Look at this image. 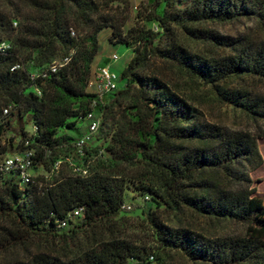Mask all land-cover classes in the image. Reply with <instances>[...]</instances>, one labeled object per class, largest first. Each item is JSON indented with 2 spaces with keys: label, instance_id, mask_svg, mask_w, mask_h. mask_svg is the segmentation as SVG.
<instances>
[{
  "label": "trees",
  "instance_id": "1",
  "mask_svg": "<svg viewBox=\"0 0 264 264\" xmlns=\"http://www.w3.org/2000/svg\"><path fill=\"white\" fill-rule=\"evenodd\" d=\"M1 1L0 42L11 48L0 54V165L7 153L32 151L31 171L47 176L23 184L0 168V256L33 244L57 255L0 264H164L160 255L168 253L192 264H264V197L251 177L264 164L262 131L234 133L207 123L161 68L211 88L221 105L264 123V95L238 85L246 79L264 85V37L201 28L253 19L264 33V0H144L136 15L128 0ZM105 30L111 44L133 55L117 91L99 98L88 86ZM179 35L203 52L181 46ZM65 58L52 73V63ZM90 112L101 115L100 126L79 151ZM117 166L145 171L129 180ZM130 186L146 206L141 215L154 247L114 231ZM185 213L240 232L222 237L180 227Z\"/></svg>",
  "mask_w": 264,
  "mask_h": 264
},
{
  "label": "rangeland",
  "instance_id": "2",
  "mask_svg": "<svg viewBox=\"0 0 264 264\" xmlns=\"http://www.w3.org/2000/svg\"><path fill=\"white\" fill-rule=\"evenodd\" d=\"M130 1L132 8L130 13L133 15L137 14L140 4L144 0H128ZM6 4L0 0V7L4 8ZM122 8V5H120ZM28 14L29 10H25ZM202 29L211 31L213 33H219L222 36H247L251 40L258 41L264 37L263 29L259 26L256 21L243 20L241 22L232 24H207L201 27ZM151 29H156L155 25H151ZM110 31L105 30L99 35V43L101 51L99 56L95 59L92 72L96 71L101 65H105L108 61V57L112 54H116L118 60L110 64L111 71L114 72L117 77H119L121 71L126 67L129 60L132 57V51L122 45H114L109 42ZM179 42L181 46L189 49L192 52H203V47L195 43L183 35H179ZM162 71L169 79L172 86L175 87L176 92L182 96L189 104L197 108L201 114H203L204 119L207 123L218 125L229 132H250L259 133L262 131L263 137L259 139L258 146L259 151L264 161V123H255L248 117L234 111L226 106L221 105L213 92V90L207 86L201 85L195 80H191L187 77L182 76L177 71L169 69L168 67H161ZM238 85H244L245 87H250L253 93L257 95H264V85L261 83L251 82L246 79L245 81H238ZM231 88H237V84L233 83L230 85ZM93 92L92 89H88ZM29 128L26 127V130ZM64 132L60 131L59 134ZM67 135L71 137H76L78 132H66ZM12 135L11 133L8 136ZM62 156L65 155L66 151L59 150L57 152ZM12 156L11 153H7L4 157ZM67 161V160H66ZM73 171V166H70ZM116 172H119L126 179H134L137 176L144 173L143 167H128V166H117L115 168ZM32 177L41 178L47 176L42 170L30 171ZM253 180H259L260 184L257 185L258 193L264 197V165L251 174ZM125 205L130 206V210H124L120 213L118 221L116 222V230L119 237H124L129 239L136 244L145 245L147 247H154L155 244L152 242L151 234L147 232L146 225L142 220L141 208H145V204L141 200L138 193L133 187L130 186L129 190L126 192ZM154 209V208H153ZM163 219V218H162ZM167 225L175 227L170 221L163 219ZM180 227H193L199 232L205 233L211 236H232L240 232L239 227L229 224L216 225L210 223L206 219L199 218L190 213H185L179 216ZM76 221H73L75 223ZM38 254H49L57 255L54 248H49L47 245L38 246L36 244L31 245L27 250L16 249L12 250L2 256H0V262L5 261H21L27 262L32 256ZM163 258L164 264H192L183 255L177 253H168V255H160Z\"/></svg>",
  "mask_w": 264,
  "mask_h": 264
},
{
  "label": "built area",
  "instance_id": "3",
  "mask_svg": "<svg viewBox=\"0 0 264 264\" xmlns=\"http://www.w3.org/2000/svg\"><path fill=\"white\" fill-rule=\"evenodd\" d=\"M71 35L74 36V32L71 31ZM11 48L10 43L7 41L0 42V54L7 52ZM118 57L116 54H112L108 57V61L105 65L100 66L94 72L88 89H92L93 93L99 98H104L113 94L118 89L119 77L111 71L110 64L116 62ZM68 58H65L62 62H53L50 66V71L56 73L57 70L63 65L67 64ZM21 67L19 65L13 67L11 71L19 70ZM7 114V111L4 112ZM87 128L85 132L80 136L76 142V147L81 151L94 137L97 133L101 122V115L99 113L90 112L86 117ZM32 151H25L23 153H15L12 156L4 158L0 168L5 173H15L21 179L23 184L31 183L32 175L30 174L32 167ZM68 161V160H67ZM59 164L56 165V168ZM73 172L78 175H86V171L79 168H74ZM131 207L123 205L121 210H130ZM81 213L80 210L74 212V216L77 217ZM61 227H66V222L61 224Z\"/></svg>",
  "mask_w": 264,
  "mask_h": 264
},
{
  "label": "crops",
  "instance_id": "4",
  "mask_svg": "<svg viewBox=\"0 0 264 264\" xmlns=\"http://www.w3.org/2000/svg\"><path fill=\"white\" fill-rule=\"evenodd\" d=\"M101 66H103V65H101ZM264 165V164H263Z\"/></svg>",
  "mask_w": 264,
  "mask_h": 264
}]
</instances>
